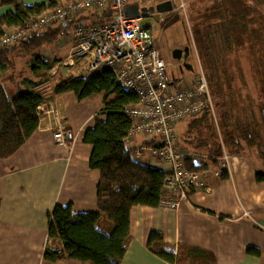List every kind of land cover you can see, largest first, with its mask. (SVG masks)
<instances>
[{"label": "crops", "instance_id": "crops-1", "mask_svg": "<svg viewBox=\"0 0 264 264\" xmlns=\"http://www.w3.org/2000/svg\"><path fill=\"white\" fill-rule=\"evenodd\" d=\"M165 12L167 20L170 11ZM71 43L72 47V39ZM166 62L171 65L170 60ZM58 63L46 71V81L36 88L48 97L39 108L37 130L15 153L0 159V264H92L72 258L53 262L43 257L46 246L61 247L47 233L48 213L57 204H71L75 212L86 213L93 225H105L97 209L100 174L89 167L92 148L82 139L102 108V97L94 94L79 100L73 92L53 95L59 76L81 70L80 65L56 70ZM52 107L61 115L63 127L75 135L69 146L54 140L52 132L58 125L50 115ZM191 119H185L186 128L176 134L186 133L187 146L195 149L188 130ZM230 154L229 171L221 178L209 179L205 188L189 191L176 210L134 206L120 264H188L190 259L195 264H264V181L255 177L262 163L250 154ZM137 158L152 165L148 152ZM152 231L162 233L172 252L148 247ZM249 247L258 252H248Z\"/></svg>", "mask_w": 264, "mask_h": 264}, {"label": "trees", "instance_id": "trees-1", "mask_svg": "<svg viewBox=\"0 0 264 264\" xmlns=\"http://www.w3.org/2000/svg\"><path fill=\"white\" fill-rule=\"evenodd\" d=\"M30 1L32 0H0V9L4 10L0 13V37L8 29L28 26L43 12L71 0ZM72 22L70 20L66 25L56 24L44 31L33 32L19 43L0 48V159L15 153L37 130L40 114L38 106L48 99L36 89L46 81L40 72L48 71L58 59L34 53L27 61V66L32 70L29 75L21 76L19 81H14V76L10 75L9 80L16 89L12 97L7 95L2 82L3 72L14 66V56H26L25 53L44 48L66 33ZM197 34L203 44L207 42L202 30L197 31ZM207 48L205 46L202 50L207 51ZM65 92H73L79 100L94 94L102 97V108L93 124L85 129L82 139L92 148L89 167L97 169L100 174L96 192L97 209L104 217L105 225H93L87 220L86 213L75 212L71 204L55 205L48 213L47 233L61 247L46 246L43 257L53 262L72 258L92 264H120L127 248L130 210L136 205H159L161 197L167 192L164 185L165 172L141 162L125 147L123 139L132 119L123 109L138 99L135 93L124 90L117 83L109 69L95 70L86 76L61 77L54 84L52 94ZM230 117L229 113H221L229 151L252 156L255 154L262 163V167L255 170V177L258 181H264V119L260 123L252 119L233 125ZM188 130L193 148L209 153L220 151L208 112L191 119ZM147 244L153 251L172 252V248L163 242L162 233L152 231ZM247 250L251 253L258 252L254 247ZM195 251L203 252L200 249ZM188 264L195 262L190 259Z\"/></svg>", "mask_w": 264, "mask_h": 264}, {"label": "built area", "instance_id": "built-area-1", "mask_svg": "<svg viewBox=\"0 0 264 264\" xmlns=\"http://www.w3.org/2000/svg\"><path fill=\"white\" fill-rule=\"evenodd\" d=\"M129 4L130 0H71L43 12L28 26L5 31L0 37V48L19 43L33 32L73 20V45L60 62L61 67L76 69L80 65L87 72L107 68L124 90L136 94L137 102L123 109L132 119L123 142L136 157L148 152L152 166L165 172L167 192L159 206L173 211L189 191L203 189L209 179L221 178L228 172L231 154L221 139L220 151L209 153L189 148L186 134H176L173 127L177 122L204 112L216 122L218 93L201 65L195 81L177 86L170 64L153 44L151 27L141 24V15L125 14L124 7ZM176 4L182 7L184 1L176 0ZM90 9H98L100 15L87 24ZM49 112L58 125L53 137L69 146L74 133L63 127L56 110L50 108Z\"/></svg>", "mask_w": 264, "mask_h": 264}, {"label": "rangeland", "instance_id": "rangeland-1", "mask_svg": "<svg viewBox=\"0 0 264 264\" xmlns=\"http://www.w3.org/2000/svg\"><path fill=\"white\" fill-rule=\"evenodd\" d=\"M130 1L139 3L140 6H150L156 5L160 0ZM182 1L184 5L179 7L175 4L167 20L165 17L168 12L155 10L153 13L142 14L141 24L151 27L155 46L163 59L171 62L170 70L176 79L177 86H185L195 81L200 65L203 67L212 89L218 93L215 109L217 120L215 122L210 115L211 121L218 143L221 139L227 145L223 133L222 112L231 114L230 122L233 125L252 119L260 123L264 119V0ZM3 11L0 9V13ZM87 14L91 17L86 18L88 24L91 19H98L100 11L90 9ZM163 21L166 23L163 24ZM199 30H202L203 37H207L205 45L197 34ZM71 39H73V31L70 25L66 33L44 48L25 53L26 56H14V66L2 74V82L7 95L12 97L16 93V89L9 80L10 75L14 76V81L21 80V76L29 75L32 70L27 66V61L33 57L34 53L39 52L61 62L65 60L71 49ZM179 46L189 48V55L185 60L172 56V50ZM205 46L208 47L207 51L202 50ZM184 62L192 68L184 67L182 65ZM55 69L61 70L66 67H61L59 63ZM88 73L79 70L75 71L74 75L84 76ZM41 75L47 79L46 71H43ZM215 83L220 87L215 86ZM52 109L58 112L55 107ZM186 124L187 120H182L177 122L173 128L176 133H180L186 128ZM186 136L189 138L187 134ZM252 157L254 161L260 160L257 156L255 157V154Z\"/></svg>", "mask_w": 264, "mask_h": 264}, {"label": "water", "instance_id": "water-1", "mask_svg": "<svg viewBox=\"0 0 264 264\" xmlns=\"http://www.w3.org/2000/svg\"><path fill=\"white\" fill-rule=\"evenodd\" d=\"M173 9V3L172 0H164L159 1L156 5H150V6H140L139 3H131L129 5H126L124 7V12L126 15L129 16H139L142 14L147 13H153L155 10L158 12H165V11H171ZM189 55V48L188 46H184L181 48H174L172 50V56L176 59L183 58L184 60ZM184 67L191 69L192 66L184 62L182 64ZM182 65L180 66L182 68Z\"/></svg>", "mask_w": 264, "mask_h": 264}, {"label": "flooded vegetation", "instance_id": "flooded-vegetation-1", "mask_svg": "<svg viewBox=\"0 0 264 264\" xmlns=\"http://www.w3.org/2000/svg\"><path fill=\"white\" fill-rule=\"evenodd\" d=\"M160 1H164V0H160ZM174 1H175V0H172L173 5H174ZM175 3H176V1H175Z\"/></svg>", "mask_w": 264, "mask_h": 264}]
</instances>
